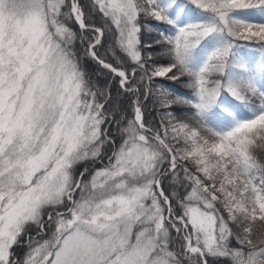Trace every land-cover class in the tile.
<instances>
[{"label": "snow or ice", "instance_id": "obj_1", "mask_svg": "<svg viewBox=\"0 0 264 264\" xmlns=\"http://www.w3.org/2000/svg\"><path fill=\"white\" fill-rule=\"evenodd\" d=\"M0 264H264V0H0Z\"/></svg>", "mask_w": 264, "mask_h": 264}, {"label": "trees", "instance_id": "obj_2", "mask_svg": "<svg viewBox=\"0 0 264 264\" xmlns=\"http://www.w3.org/2000/svg\"><path fill=\"white\" fill-rule=\"evenodd\" d=\"M242 43H243V42H242ZM176 87L182 89V88H183V85L178 84V85H176ZM78 167H80V168H83V167H91V163H90V162H85V163L79 165Z\"/></svg>", "mask_w": 264, "mask_h": 264}]
</instances>
